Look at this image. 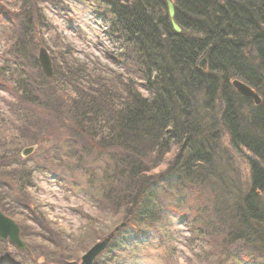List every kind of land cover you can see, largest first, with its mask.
Here are the masks:
<instances>
[{
  "label": "trees",
  "instance_id": "16d2710c",
  "mask_svg": "<svg viewBox=\"0 0 264 264\" xmlns=\"http://www.w3.org/2000/svg\"><path fill=\"white\" fill-rule=\"evenodd\" d=\"M166 1L0 0V71L12 96L0 142L53 141L85 169V198L120 227L94 264H128L131 237L171 214L189 223L184 244L201 263L227 261L209 250L241 257L240 242L245 264H264V0H171L179 33ZM72 4L103 25L105 62L51 35ZM39 47L50 51L52 78ZM20 149L1 152L0 167L16 166ZM14 170L7 175L27 189L30 172Z\"/></svg>",
  "mask_w": 264,
  "mask_h": 264
},
{
  "label": "rangeland",
  "instance_id": "374dc122",
  "mask_svg": "<svg viewBox=\"0 0 264 264\" xmlns=\"http://www.w3.org/2000/svg\"><path fill=\"white\" fill-rule=\"evenodd\" d=\"M67 17L70 22L55 17L58 26L51 35L60 37L61 43L68 42L80 58L99 57L105 62L103 56L111 44L103 25L79 5L72 4ZM2 50L0 40V62ZM3 85L0 71V126L6 129L10 124L1 121V114L10 113L6 101H11L12 96L3 89ZM3 138L0 140L4 142ZM24 141L18 140L10 147H4L0 142V154L21 148L19 155L14 153L19 157L13 158L16 166L8 170L0 167V205L19 223L22 238L28 244L31 255L8 241L0 240V264H81L82 256L95 243L115 231L116 218L100 213L87 201L84 196L87 191V173L84 168L76 167L75 160L68 158L66 146H57L53 141L42 145H23ZM31 146L34 147L33 152L24 156L23 150ZM163 168L164 165H161L153 172ZM13 170L21 171L22 174L30 172L31 185L27 189L23 190L7 175V171ZM240 170L247 178L249 169L245 162L241 161ZM194 198L190 197L192 202ZM166 201L169 202L168 199ZM171 215L165 221L156 223V227L144 229L142 236L131 237L133 250L128 264H134L133 259L137 261L136 264H208L207 261L201 263L184 244V237L190 234L189 223L184 221L182 215ZM200 243L205 246L199 241L195 253L200 252ZM240 244H235L241 250L239 258L211 255L209 245L205 247L209 250L206 256L210 260L221 256L227 260L224 264H245L243 256L251 255L246 251L248 247L242 248Z\"/></svg>",
  "mask_w": 264,
  "mask_h": 264
},
{
  "label": "water",
  "instance_id": "95a60500",
  "mask_svg": "<svg viewBox=\"0 0 264 264\" xmlns=\"http://www.w3.org/2000/svg\"><path fill=\"white\" fill-rule=\"evenodd\" d=\"M167 7L169 18L173 29L175 32H181L180 26L175 21V6L171 0H167ZM38 62L44 73V75L48 78H52L54 74L53 62L49 51L45 47H41L38 52ZM200 66H205V59L201 60ZM233 87L236 91L245 97L251 98L255 104H260L262 99L255 90H253L250 86L245 84L239 79H234L232 81ZM34 147H27L23 150V154L25 156L32 153ZM126 223H123L121 226L124 227ZM120 227H116L114 232H111L106 238L95 243L83 256L81 260V264H94L96 258L107 248L111 239L115 236V232L119 231ZM0 239L2 241H9L13 244L17 249L27 252L31 255V250L26 243V241L22 238L21 235V227L19 223L13 219L12 217L6 215L0 209Z\"/></svg>",
  "mask_w": 264,
  "mask_h": 264
},
{
  "label": "bare ground",
  "instance_id": "6f19581e",
  "mask_svg": "<svg viewBox=\"0 0 264 264\" xmlns=\"http://www.w3.org/2000/svg\"><path fill=\"white\" fill-rule=\"evenodd\" d=\"M199 63H200V61H199Z\"/></svg>",
  "mask_w": 264,
  "mask_h": 264
}]
</instances>
